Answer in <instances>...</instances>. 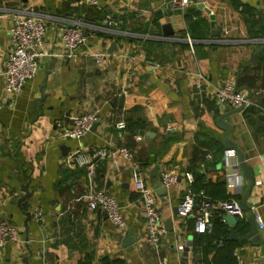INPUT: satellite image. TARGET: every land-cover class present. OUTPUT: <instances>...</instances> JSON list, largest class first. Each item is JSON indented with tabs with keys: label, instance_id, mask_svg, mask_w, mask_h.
I'll list each match as a JSON object with an SVG mask.
<instances>
[{
	"label": "crops",
	"instance_id": "1",
	"mask_svg": "<svg viewBox=\"0 0 264 264\" xmlns=\"http://www.w3.org/2000/svg\"><path fill=\"white\" fill-rule=\"evenodd\" d=\"M172 1L101 0L88 6L83 0H0V220L19 232L17 242L2 249L0 264L211 261L215 252L205 258L196 245L193 217L179 219L176 206L188 193L203 192L215 206L212 217L223 219L225 213L216 208L222 195L239 202L248 187L239 162L238 185L228 183L230 169L224 167L220 143L224 131L216 125L220 116L230 124L228 138L243 153L254 179L246 217L239 220L246 227L242 234L236 227L237 239L228 233V240L235 243L238 264H264V226L256 225L263 246L240 240L248 233L251 208L264 225V0H195L185 13ZM199 4L215 16L217 35ZM107 13L116 26L106 23ZM19 14L43 20L47 56L20 92L5 93L2 70L11 47L9 27ZM72 25L88 42L68 59L60 32ZM223 27L229 30L226 36ZM94 54L103 56L98 64ZM200 75L205 82L197 88ZM237 78L238 87L247 86L256 101L239 112L210 98L216 87L235 84ZM88 112H96L99 122L85 138L59 137L56 120L66 125ZM120 122L124 128L117 129ZM152 128V138L138 133ZM121 146L133 152L139 173L155 193L165 229L157 251L144 241V219L131 184L133 164L118 159L115 170L111 160H101L90 180L72 159L77 153ZM171 169L177 181L163 190L160 175ZM91 188L115 197L127 224L125 234L115 233L103 212L87 208ZM33 208L42 210L40 220L33 218ZM130 230L136 241L127 245ZM216 245L223 248L222 242Z\"/></svg>",
	"mask_w": 264,
	"mask_h": 264
},
{
	"label": "built area",
	"instance_id": "2",
	"mask_svg": "<svg viewBox=\"0 0 264 264\" xmlns=\"http://www.w3.org/2000/svg\"><path fill=\"white\" fill-rule=\"evenodd\" d=\"M100 1L83 0L88 6H98ZM194 4H196L195 0L172 1V6L183 13ZM105 20L109 26H116L118 24L117 20L110 13L105 15ZM45 34L46 27L43 20L34 14H19L12 18V23L9 27L11 47L5 55L2 70L3 90L5 93L20 92L25 84L34 79L38 74L40 60L47 56L44 49ZM228 34L229 30L223 27L222 35L226 36ZM60 42L65 51V56L70 59L76 57L77 50L87 44L88 38L77 26H64L60 32ZM187 42L191 45L190 39H187ZM93 58L95 63L98 64L103 59V56L101 54H94ZM198 79V82L195 83L197 88L201 86L202 82H205V78L201 75L198 76ZM210 98L232 109H241V111L247 110L256 104V101L248 97L245 91H237L233 81H226L216 87L210 92ZM98 122L97 113L88 112L74 117L66 125L56 120L55 125L58 127L60 138L79 140L85 138L91 131L92 126ZM115 126L117 129L124 128L122 122L117 123ZM210 157V155H207L208 159ZM72 159L76 166L85 169L87 177L90 180L93 179L95 167L101 160H111L115 170L119 169L118 159L133 164L130 172L131 184L138 194L141 215L144 219V241L152 250L157 251L161 238L165 234V229L162 224L161 213L156 207L157 200L155 193L144 182L139 173L134 163L133 152L121 146L113 151L97 149L91 154L77 153ZM223 162L224 167L230 169V174L227 175L230 187L238 185L237 180L240 179V176L238 174V160L235 151L224 150ZM177 178L178 176L173 169L163 171L159 178L160 187L163 190H168L175 184ZM86 206L90 211L99 210L103 212L107 216L115 233L120 235L125 234L127 224L123 210L112 194L105 190L91 188L86 196ZM216 208L238 220H244L246 217V212L240 209L239 202L230 196L219 202ZM214 209L213 202L203 192H199L198 194L188 193L176 206V216L179 219L193 217L195 231L203 233L211 226ZM250 211L254 214L256 225L259 228H263L262 220L254 212V208H251ZM32 215L35 220H40L42 210L40 208H33ZM18 237L19 232L16 226L7 221L0 220V253L7 243L17 242ZM159 264H167V262L160 261Z\"/></svg>",
	"mask_w": 264,
	"mask_h": 264
},
{
	"label": "water",
	"instance_id": "3",
	"mask_svg": "<svg viewBox=\"0 0 264 264\" xmlns=\"http://www.w3.org/2000/svg\"><path fill=\"white\" fill-rule=\"evenodd\" d=\"M198 8L200 10H203L208 16L209 19L211 21V27H212V33L214 35H217L216 31L214 30V20H215V16L211 14V11L208 8H205V6L203 4H199ZM168 26H166L165 28H167ZM112 47H114V45H112ZM261 53H264V49L261 50ZM259 56V53H256L253 55L252 57V61L251 64H253L255 62L256 57ZM235 87L237 91H242V90H246L247 91V96L250 97L251 96V91L247 86H243V87H238V78L236 80L235 83ZM235 112H239L241 111V109H236L234 110ZM233 111V112H234ZM223 116H220L217 120H216V125L218 128H220L221 130L224 131V135L220 141L221 145L223 146V148L225 150H234L237 158H238V162H239V166H240V170L243 174V176L245 177V179L248 180V187L246 189V191L244 192L243 197L241 198V200L239 201V206L240 209L244 212L247 211V206H246V200L248 199L252 186L254 184V179L252 176L249 175V167L247 166V164L244 161V157H243V153L241 152V150L238 148L237 144L234 143L233 141L229 140L228 136L231 132V126L230 124L224 122L223 120ZM97 124H94L92 126V129L96 128ZM91 129V130H92ZM155 129H150L147 132L144 131H138V133L142 136H145V138H152L154 136L155 133ZM25 192V196L23 197V199H26L29 196V193L27 192V187H23L22 189ZM162 189L160 188V190L158 192H160ZM223 221L225 222L226 225L229 226L228 229V233L230 234V238L236 240L238 235H237V231H236V227L239 224V220L234 218L233 216L225 213V215L223 216ZM246 222L249 226V230L248 233L246 235H244L243 237H240V240L242 241H250L252 244L254 245H259V246H263V242H260V239L256 236L257 233V226H256V222H255V218H254V214H250L247 218H246ZM167 225H169V222L167 223ZM168 229V228H166ZM169 230H171V228H169ZM130 237L128 238L126 244H132L136 241V236L134 233V230H130Z\"/></svg>",
	"mask_w": 264,
	"mask_h": 264
},
{
	"label": "trees",
	"instance_id": "4",
	"mask_svg": "<svg viewBox=\"0 0 264 264\" xmlns=\"http://www.w3.org/2000/svg\"><path fill=\"white\" fill-rule=\"evenodd\" d=\"M222 197L223 200L227 198L224 194ZM245 227L246 224L240 222L236 229L242 234ZM198 238L199 241L196 245L202 251L203 257L206 258L209 253L215 252V257L211 261L204 259L201 264H238L235 256H233L236 246L235 243L228 240V229L222 216L214 215L211 218V226L205 232L198 233ZM217 242H222L223 248L218 249ZM102 264H117V262L103 260Z\"/></svg>",
	"mask_w": 264,
	"mask_h": 264
}]
</instances>
